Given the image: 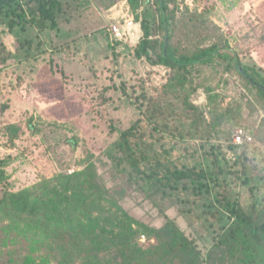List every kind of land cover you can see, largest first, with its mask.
<instances>
[{
    "label": "rangeland",
    "instance_id": "rangeland-1",
    "mask_svg": "<svg viewBox=\"0 0 264 264\" xmlns=\"http://www.w3.org/2000/svg\"><path fill=\"white\" fill-rule=\"evenodd\" d=\"M59 2L54 29L12 26L11 10L0 9V193L76 177L73 187L93 167L107 189L124 194L123 211L158 229L172 220L207 264L231 229L264 222V96L227 58L187 69L139 58L145 16L151 38L164 39L159 0ZM21 3L36 12L37 4ZM165 5L178 55L216 41L230 48L223 55L233 50L264 70V0ZM131 17L140 32L113 41L108 30ZM131 129L143 145L138 155L205 176L163 187L147 178L146 160V176L132 173L120 147ZM232 245L227 264H244L242 242L232 237Z\"/></svg>",
    "mask_w": 264,
    "mask_h": 264
},
{
    "label": "trees",
    "instance_id": "trees-1",
    "mask_svg": "<svg viewBox=\"0 0 264 264\" xmlns=\"http://www.w3.org/2000/svg\"><path fill=\"white\" fill-rule=\"evenodd\" d=\"M22 1L0 0V9L11 10L15 17L12 26L32 23L40 29L57 28L59 0H29L37 4L32 15L20 6ZM159 5L164 39L160 42L151 38L149 19L145 16L139 58L158 60L174 69L227 58L264 96V70L256 63L246 62L233 50L232 55H223L222 51L229 52V47L215 41L192 56L178 55L171 43L165 0H159ZM137 136L131 129L122 135L120 144L125 154L122 160L132 173L146 176L147 170L141 165L146 160L145 166L151 171L147 178L155 179L163 187L172 180L195 181L205 176L194 169L171 168L161 156L149 158L142 151L138 155L143 145L140 140L133 142ZM2 164L0 161V188L6 180ZM93 169L90 167L87 178L73 187L70 184L76 177L63 178L64 182L50 179L19 192L0 193V264H56L53 261L58 258L63 264H205L193 241L172 220L158 229L123 211L119 199L123 200L124 194L107 189ZM230 212L232 217L235 211ZM143 235L148 238L146 243L141 242ZM232 237L243 244L244 264H264V255L261 263L257 260L264 253V222L250 225L245 232H239L238 227L231 229L225 241L212 251L207 264H227L228 252L234 251Z\"/></svg>",
    "mask_w": 264,
    "mask_h": 264
},
{
    "label": "built area",
    "instance_id": "built-area-1",
    "mask_svg": "<svg viewBox=\"0 0 264 264\" xmlns=\"http://www.w3.org/2000/svg\"><path fill=\"white\" fill-rule=\"evenodd\" d=\"M108 31L113 41L121 42L124 41L127 36L138 34L140 32V28L135 24L134 18L131 17V19L127 20L124 25L122 23L113 24Z\"/></svg>",
    "mask_w": 264,
    "mask_h": 264
}]
</instances>
